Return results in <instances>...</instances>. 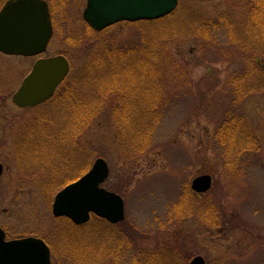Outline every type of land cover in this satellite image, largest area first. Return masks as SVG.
Instances as JSON below:
<instances>
[{
    "label": "rangeland",
    "instance_id": "374dc122",
    "mask_svg": "<svg viewBox=\"0 0 264 264\" xmlns=\"http://www.w3.org/2000/svg\"><path fill=\"white\" fill-rule=\"evenodd\" d=\"M4 1L0 0V7ZM50 4L54 34L42 57L62 54L71 64L50 99L34 107H17L12 95L34 58L0 52V162L4 166L0 226L7 238H44L54 245L52 264H77L73 249L79 248L80 240L94 250L93 246H107L112 239L123 241L122 264H188L195 255H202L207 264H264V92H251L238 106L257 137L254 149L239 161L242 172L227 167L225 150L215 138L231 105L228 93L233 91L226 81L242 74L249 59H257L261 74L250 79L252 86L258 89L264 77V11L257 14L255 0H179L155 26L123 21L101 34L84 22L86 0H50ZM243 22L249 26L244 30ZM233 23L240 40L228 37L226 30ZM181 25L188 28L186 37L161 44L172 62L165 87L169 101L154 134L153 130L148 134L156 102L150 59L153 30ZM200 25L213 35L208 39L193 35L190 29ZM112 40L137 45L131 55L117 58L122 72L116 73L113 63L104 61L89 66L97 47ZM142 41L149 42L148 52H143ZM111 84L121 89L117 108L112 110L119 133L111 119L112 94L92 121L77 127V97L94 100L98 85ZM65 91L76 92L74 99H61L59 94ZM236 148L233 142L232 154ZM30 156L38 159L30 162L26 159L32 161ZM98 157L110 167L102 186L124 198L125 219L104 223L92 215L78 225L80 230L65 227L66 221L52 214L54 196L65 185L61 182L81 176ZM41 170L59 171L50 178L52 183L47 181L50 188ZM201 174L211 175L212 186L205 193H195L191 181ZM188 184L194 200L183 196ZM193 204L215 211L219 225L192 215L179 216ZM104 264H111V259Z\"/></svg>",
    "mask_w": 264,
    "mask_h": 264
},
{
    "label": "water",
    "instance_id": "95a60500",
    "mask_svg": "<svg viewBox=\"0 0 264 264\" xmlns=\"http://www.w3.org/2000/svg\"><path fill=\"white\" fill-rule=\"evenodd\" d=\"M178 0H87L83 19L96 31L121 22L154 20L170 14ZM53 35L50 9L46 0H7L0 9V52L35 56L43 53ZM69 70L68 60L57 55L35 61L21 86L13 94L20 107L35 106L53 95ZM3 165L0 163V177ZM109 175L107 161L98 157L92 167L54 196V217H67L73 223H86L91 215L117 223L125 217L124 199L100 186ZM212 177L201 174L191 181L196 192L211 188ZM0 264H52L51 250L44 239L26 236L6 239L0 227ZM188 264H206L201 255Z\"/></svg>",
    "mask_w": 264,
    "mask_h": 264
},
{
    "label": "trees",
    "instance_id": "16d2710c",
    "mask_svg": "<svg viewBox=\"0 0 264 264\" xmlns=\"http://www.w3.org/2000/svg\"><path fill=\"white\" fill-rule=\"evenodd\" d=\"M49 4H50V0H48ZM256 4H255V9L257 11V14L261 13L262 11H264V0H255ZM51 5V4H50ZM52 13V12H51ZM196 17V14H195ZM261 17V16H259ZM163 18L166 17H162L156 20H149V21H145L143 20L142 22H150L153 23V26L157 25L156 23L159 21H162ZM196 21H200V23H202L201 21H204L202 18ZM244 21V20H243ZM141 21H137V22H128L130 24H135ZM244 23V22H243ZM225 24H229L225 21ZM234 24V23H233ZM231 27H228L226 32L228 33V37L234 39V40H240V35L237 32V30L239 29L237 27V25H233ZM88 29H90L92 32L97 33V34H101V32L106 31L103 30L101 32H97L95 30H93L88 24H86ZM208 26V23H207ZM213 26V25H212ZM226 26V25H225ZM184 26H175V28H166V29H162L160 32H157L155 30H153V57H150V59H153L151 61H153V75L155 76V78L153 79V98L156 100L155 103H153V128L151 127L150 131L148 132V134H151V130H153V134L155 132V129L157 128L160 120H161V115L163 113V110L165 109V107L168 106V101H169V96H166L165 94V87L166 85L168 86V78H167V71L168 68L170 67V65L172 66V62L169 60V53L167 49H160L162 47L161 44H163V41H171L177 37L179 38H184L187 35L186 29L188 28H183ZM218 27V25H217ZM227 27V26H226ZM233 27V28H232ZM249 27L248 24L244 23L242 30H244V28ZM207 27H205L204 25H200L197 28H193V30L190 29V31H193V35H198L201 38L204 39H208L209 35H213L210 33V31H208V29H206ZM206 29V30H205ZM215 29V28H213ZM232 29V30H231ZM237 29V30H236ZM249 29V28H248ZM240 30V34L243 33V31ZM189 31V32H190ZM196 32H200V34L196 33ZM252 32H254V29L252 30ZM242 35V34H241ZM257 36V35H256ZM255 36V37H256ZM143 44H141V47L143 48V52H148L149 49L151 47L147 46L149 44V42H147V44H145L142 41ZM261 43H259L260 45ZM137 47V45H133V44H125V43H119L116 40H112L110 43L108 44H100L97 47V50L95 52V54L93 55L92 59H90L89 61H91V64L89 66H91L93 63L96 66H99L101 64L102 61H104L103 64L106 63H110L114 65L113 70L117 73V71H121L123 70V68H119V62H117V58L118 57H125L128 55L132 54V48ZM145 47H147V49L145 50ZM147 55V53H146ZM105 60H110V62H106ZM118 63V66H116ZM102 64V65H103ZM101 65V66H102ZM169 66V67H168ZM179 68L181 69L182 66H179ZM244 71L242 74H236L235 76L232 75L231 78L228 79V81H226L227 83V87H229L230 89H232L233 93L230 90V93H228V96L231 98L229 99V103L231 104L230 107L227 109L226 114L224 115V117L220 120L217 130H216V139H217V144L221 145L224 148V152L226 154V158H224L225 163L227 162V166L228 168H230L231 170H238L241 168L239 166V161L242 160V156L244 155L245 152L250 151L254 148L251 147H255L256 143H257V137L254 135L253 131L251 130V128L249 127V125H247L245 123V118L244 115L242 114L241 111V107H238L239 104L241 103V101H243L244 99H246L248 96L251 95V92H258V91H263L264 92V86H260L262 83H264V77L263 80L260 81L259 83V88L256 89V87L254 88L252 86L251 83V78H255V77H260V67H259V62L257 61V59H249L245 62V66L243 67ZM118 69V70H117ZM126 69V68H125ZM101 71H106V69H99ZM98 70V71H99ZM97 71V72H98ZM127 71V70H126ZM128 72V71H127ZM115 73V74H116ZM98 87H100L97 90V93L95 94V99L91 100L89 99H84L82 97H77V101H79L77 103L76 98V108H75V116H77V127H80L82 125H85V123L92 121L91 119L95 116H97V114L99 112H101L103 109L102 107L105 104V101L110 97V95L112 94L115 98H114V104L113 106H111L110 108V112H111V119L113 122V125L115 126L116 129V134H118V129H119V125H118V121L112 118V110L116 109L115 104L116 102H119L120 99V94H121V89L116 85L112 86V84L110 85V87L108 88H104L102 85H98ZM155 92V94H154ZM74 94L76 95V92H62L59 95H61V99L64 97H68V98H73L74 99ZM231 94V96L229 95ZM155 104V105H154ZM233 105V107H232ZM90 106H92L90 108ZM233 108H235L234 110H232ZM118 136V135H117ZM141 139H146L145 138H141ZM154 139V136H153ZM235 142L237 144V148L236 151H234V153H231L230 147L232 145V143ZM132 144H134V142H132ZM136 150V149H134ZM32 161L29 158H26L28 161L33 162L36 161V159H38L37 157H32ZM27 160L25 161V159L22 160L23 163H27ZM22 163V164H23ZM229 163V164H228ZM24 165V164H23ZM241 170V169H240ZM242 172V171H239ZM40 173H42V178L43 181L45 183L46 186H48V188H50L51 185H49L50 183H52V181L50 180V178L53 180L55 177H57V173H59V171H55V173H49V172H45L43 170L40 171ZM54 176V178H53ZM49 180V184L47 183V181ZM69 180H65L63 182H61V184H66L68 183ZM54 189V188H53ZM189 184L185 187V191L183 193V196H186L188 198H191V200H194L196 197H194V195L192 194V192L189 190ZM215 202V201H213ZM193 206H191L189 208V210L187 212H182V213H178L179 216L181 217H185L186 215L188 216H195L207 223H209L210 225H214V226H218L219 225V219L215 218V211L211 210V208L205 207L204 210H201V206H198L195 204H193ZM178 209V208H177ZM180 212V211H179ZM214 214V215H213ZM212 215V216H210ZM100 221L106 223V221L104 219L98 218ZM63 220L66 221V224H64V226H69L73 229H77L80 230L82 228H80L77 225H74L72 222H70L68 219L63 218ZM49 243V242H48ZM101 243V242H100ZM123 244V241L120 239L118 240H114L112 239V243L106 245L100 244L97 247H94L90 249V246L88 244V246H84L83 244V240H80L79 242L76 243V246H79L78 249H73L74 252V256L73 260L75 262H77V264H104L106 261H108V259H111V264H122L121 262V255H120V249H121V245ZM52 252L54 251V245L51 246V243H49ZM68 243H66V247L68 248ZM117 245V246H116ZM55 252V251H54ZM57 252V249H56ZM57 255V253H56ZM69 256H71L69 254ZM72 258V257H71ZM133 259L135 260L136 258L133 257ZM134 263V261H133Z\"/></svg>",
    "mask_w": 264,
    "mask_h": 264
},
{
    "label": "flooded vegetation",
    "instance_id": "af4514ba",
    "mask_svg": "<svg viewBox=\"0 0 264 264\" xmlns=\"http://www.w3.org/2000/svg\"><path fill=\"white\" fill-rule=\"evenodd\" d=\"M39 57H42V55H40V56H35V57H30V58H34V61L37 59V58H39ZM70 66H71V64H70ZM24 79V78H23ZM22 79V80H23ZM22 82V81H21Z\"/></svg>",
    "mask_w": 264,
    "mask_h": 264
}]
</instances>
